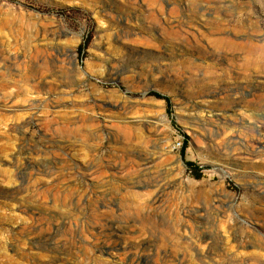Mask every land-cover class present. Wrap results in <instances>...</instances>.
<instances>
[{
    "label": "rangeland",
    "instance_id": "374dc122",
    "mask_svg": "<svg viewBox=\"0 0 264 264\" xmlns=\"http://www.w3.org/2000/svg\"><path fill=\"white\" fill-rule=\"evenodd\" d=\"M0 264H264V0H0Z\"/></svg>",
    "mask_w": 264,
    "mask_h": 264
},
{
    "label": "trees",
    "instance_id": "16d2710c",
    "mask_svg": "<svg viewBox=\"0 0 264 264\" xmlns=\"http://www.w3.org/2000/svg\"><path fill=\"white\" fill-rule=\"evenodd\" d=\"M82 47L83 46H79L78 51H81ZM153 96L158 98V99H163L166 102V109L168 110L169 102H168V99L166 97H162V96L157 95V94H153ZM185 149H186V144L183 143L182 148H181V152H180L182 157L184 156V150ZM184 163H185V166L193 172L194 178H196V179L200 178V173H199L200 169L196 164H194L193 162H190V161H185Z\"/></svg>",
    "mask_w": 264,
    "mask_h": 264
},
{
    "label": "bare ground",
    "instance_id": "6f19581e",
    "mask_svg": "<svg viewBox=\"0 0 264 264\" xmlns=\"http://www.w3.org/2000/svg\"><path fill=\"white\" fill-rule=\"evenodd\" d=\"M132 33V32H131ZM221 41V40H220ZM261 42V41H260ZM196 43H197V41H196ZM222 45V44H221ZM199 48V47H198ZM50 57V56H49ZM146 66V65H145ZM152 67V66H151ZM230 88V87H229ZM229 90V89H228ZM213 92V91H212ZM221 92V91H220ZM225 93V92H224ZM215 94V93H214ZM223 96V95H222ZM229 96V95H228ZM227 97V96H226ZM229 98V97H228ZM118 106L116 105L114 108L116 109ZM120 108V107H119ZM122 109V108H121ZM120 110V109H119ZM84 120V119H83ZM88 120V119H87ZM130 123V122H129ZM131 159V158H130ZM149 163V159H147V158H144V159H142L141 160V165H143V166H145V165H147ZM157 178V177H156ZM145 183V182H144ZM151 184V183H150ZM164 185V184H163ZM171 185V184H170ZM145 186H146V184H145ZM165 187L164 186H162V185H158V190H157V192H156V194H155V196H154V198H153V200H156V199H158V197H159V194L162 192V190L164 189ZM167 188V187H166ZM152 199V198H151ZM101 225V224H100ZM97 227V226H96ZM95 227V228H96ZM93 229H94V227H93ZM100 229H101V226H100ZM102 229H103V227H102ZM97 231V230H96Z\"/></svg>",
    "mask_w": 264,
    "mask_h": 264
}]
</instances>
